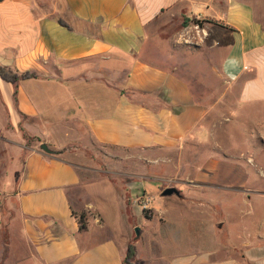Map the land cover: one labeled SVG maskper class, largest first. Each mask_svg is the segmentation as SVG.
<instances>
[{
    "label": "crops",
    "instance_id": "crops-1",
    "mask_svg": "<svg viewBox=\"0 0 264 264\" xmlns=\"http://www.w3.org/2000/svg\"><path fill=\"white\" fill-rule=\"evenodd\" d=\"M206 3L0 1V68L18 77L12 82L0 76V134L23 150L13 194L15 217L5 220L0 203V236H7L0 252L17 256L14 264H123L128 243L121 256L119 238H111L99 210L86 200L88 185L96 181L90 177L100 172L87 151H172L188 143L202 144L211 135L202 124L210 108L200 97L211 92L213 107L220 108V79L224 97L231 91V105L257 119L252 129L260 145L264 143V22L242 0H225L222 10L218 0L209 8ZM194 5L208 12L196 13V7L191 12ZM183 8L188 18L200 20L188 28L187 39L200 40L195 64L185 59L192 45L175 40L177 33L169 32L173 39L168 42L161 38V18ZM25 74L28 77L22 78ZM191 82L207 92L198 89V96ZM41 144L52 153L42 151ZM240 168L212 157L196 175L200 183L191 180V173L185 176L190 186L214 192L206 203L195 209L174 202L157 214L169 221L188 212L191 220L218 228L241 221L234 207L220 208L215 196L220 175L235 179ZM81 213L84 231L79 230ZM263 229L264 220L253 230L246 227L244 231L252 233L244 239L228 230L229 238L218 243L220 258L209 251L201 264H241L247 258L260 264ZM243 246L246 255L239 251Z\"/></svg>",
    "mask_w": 264,
    "mask_h": 264
},
{
    "label": "rangeland",
    "instance_id": "rangeland-1",
    "mask_svg": "<svg viewBox=\"0 0 264 264\" xmlns=\"http://www.w3.org/2000/svg\"><path fill=\"white\" fill-rule=\"evenodd\" d=\"M206 1L208 4L206 3L205 7L209 8L210 2L216 0ZM218 1L222 10L225 0ZM242 1L252 6L258 18L264 22V0ZM194 7L197 8L196 13L204 15L208 12L199 5L192 6L191 12H194ZM208 20L211 21V18ZM196 21L200 20L188 18L187 9L183 8L180 13L163 16L159 22L163 31L161 35L163 41L165 39L168 42L169 39H173L168 33L175 32L177 33L175 40L192 45L186 50L188 54L185 55V59L193 64L197 62L196 53L199 51L196 50L201 49L200 44L198 45L200 40L187 38L190 35L188 28ZM152 37L149 40L151 45ZM156 59L157 62H161L159 58ZM179 69L183 73V68L179 67ZM184 76L188 80L191 79L186 74ZM212 82L214 87H218L216 81L212 80ZM192 88H196L198 96L201 94L198 89H203V93L207 92L204 87L194 82ZM229 93L231 91L228 92V98L229 96L231 98L232 94ZM220 94H223L220 98V108L213 107L215 97L211 92L200 97L210 108V114L202 124L210 130L211 135L205 137L202 144L188 143L186 148L172 151L119 150L103 147L87 151V155L94 160V166L100 172L96 177H90L96 181L88 185L86 200L99 210L104 227L111 238H119L118 247L122 252L121 256L125 252L126 244L131 242L137 249L136 261L141 264H185L186 262L201 264V259L209 251H212L213 258H220V252L217 251L218 243L221 239L229 238L226 236L228 230L238 232L244 239L249 232L245 230V233L246 227L253 230L257 223L264 220V196H260L264 195V143L260 145L258 136L252 129L257 119L251 117L249 113H244L242 108L239 110L237 104L231 105L228 98L224 97L225 89L221 79ZM2 138L5 137L0 134V203L3 218L8 221L14 218L16 213L13 194L15 183L21 174L23 150L10 143L15 142L14 139L8 141ZM106 155L109 158H105ZM212 157H219L222 161L241 167L237 169L240 175L235 170L234 174L237 175L235 179L225 180L224 176L220 175V192H215L217 199H220V208L223 205L234 207L237 211L234 215L241 221H232L218 228L215 223L206 221V225H203L195 219L191 220L188 217L192 215L188 212H183L184 218L169 219V221L159 216L157 214L159 210L174 202L193 206L195 209L200 207V204L206 203L208 195L214 192L190 185L192 181L196 184L200 183L196 175L205 170V162ZM188 173L192 174V181L185 179ZM224 185L234 186L237 189ZM167 187H174L179 194L162 197L161 192ZM141 194L151 198L149 212L142 213L141 208L132 203L133 198ZM227 213L224 212L223 215ZM136 228L138 235L135 232ZM257 229L261 230L260 227ZM6 242L7 236L3 232L0 236V244ZM244 250L248 249L244 246L239 249L240 253L246 255ZM6 253L0 252V264H5L7 259L8 264H14L17 256H9V258ZM240 263L254 264V260L242 259ZM260 264H264V260L260 261Z\"/></svg>",
    "mask_w": 264,
    "mask_h": 264
},
{
    "label": "trees",
    "instance_id": "trees-1",
    "mask_svg": "<svg viewBox=\"0 0 264 264\" xmlns=\"http://www.w3.org/2000/svg\"><path fill=\"white\" fill-rule=\"evenodd\" d=\"M197 24V22H196ZM0 76L6 80L9 81H16L18 79L17 76L10 74L8 71H6L3 68H0ZM22 78L28 77V75H22ZM78 217V223H79V230L84 231L86 230V219H85V214L81 213L77 215ZM136 256H137V249L135 244L133 243H128L126 246V252H125V258H124V264H141L139 261H136Z\"/></svg>",
    "mask_w": 264,
    "mask_h": 264
},
{
    "label": "built area",
    "instance_id": "built-area-1",
    "mask_svg": "<svg viewBox=\"0 0 264 264\" xmlns=\"http://www.w3.org/2000/svg\"><path fill=\"white\" fill-rule=\"evenodd\" d=\"M133 205H137L141 208L142 213L149 212V205L151 203V198L146 197L144 194L140 196H135L132 200Z\"/></svg>",
    "mask_w": 264,
    "mask_h": 264
},
{
    "label": "water",
    "instance_id": "water-1",
    "mask_svg": "<svg viewBox=\"0 0 264 264\" xmlns=\"http://www.w3.org/2000/svg\"><path fill=\"white\" fill-rule=\"evenodd\" d=\"M40 149L46 153H52V151L45 144H41ZM178 194H179L178 191L174 187H167L161 192L162 197H169V196L178 195ZM135 232H136V235H138L137 228L135 229Z\"/></svg>",
    "mask_w": 264,
    "mask_h": 264
}]
</instances>
